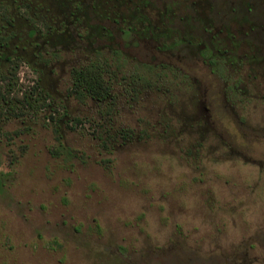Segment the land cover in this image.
<instances>
[{
    "label": "rangeland",
    "instance_id": "1",
    "mask_svg": "<svg viewBox=\"0 0 264 264\" xmlns=\"http://www.w3.org/2000/svg\"><path fill=\"white\" fill-rule=\"evenodd\" d=\"M0 264H264V0H0Z\"/></svg>",
    "mask_w": 264,
    "mask_h": 264
},
{
    "label": "trees",
    "instance_id": "2",
    "mask_svg": "<svg viewBox=\"0 0 264 264\" xmlns=\"http://www.w3.org/2000/svg\"><path fill=\"white\" fill-rule=\"evenodd\" d=\"M123 35L128 36L129 34L127 32H123ZM102 71L101 64L97 63L76 72L73 76L74 86L87 94L96 92L100 88L103 81Z\"/></svg>",
    "mask_w": 264,
    "mask_h": 264
},
{
    "label": "flooded vegetation",
    "instance_id": "3",
    "mask_svg": "<svg viewBox=\"0 0 264 264\" xmlns=\"http://www.w3.org/2000/svg\"><path fill=\"white\" fill-rule=\"evenodd\" d=\"M123 32H124V31H123ZM123 32H122V33H123ZM127 33H128V32H127ZM128 34H129V33H128Z\"/></svg>",
    "mask_w": 264,
    "mask_h": 264
}]
</instances>
